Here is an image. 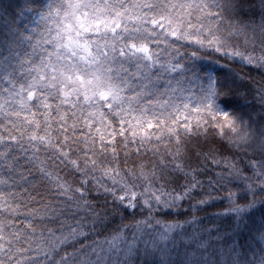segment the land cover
Wrapping results in <instances>:
<instances>
[{
    "label": "snow or ice",
    "instance_id": "obj_1",
    "mask_svg": "<svg viewBox=\"0 0 264 264\" xmlns=\"http://www.w3.org/2000/svg\"><path fill=\"white\" fill-rule=\"evenodd\" d=\"M231 7V0H23L17 6L0 30V264L13 243L36 246L20 264H99L101 259L107 264L109 259L94 249L63 248L66 233L76 235L88 216L100 213L88 204L85 184L91 181L84 178L75 207L86 209L85 217L50 199L51 183L65 187L39 158L50 135L57 137L55 151L73 164L77 154L87 161L121 151L125 157L151 153L153 168L141 174H158L166 190L176 185L167 195L156 191L155 198L167 204L191 200L195 208L203 202L196 197L205 192L231 198L221 192L230 182L224 173L236 171L227 157L214 148L202 153L213 169L204 181L199 179L204 173L182 154L194 134L239 131L241 106L230 99L232 88L238 78L264 68V42L258 47L236 24L225 28L223 13ZM216 65L227 66L231 75ZM260 91L264 104V87ZM238 139L245 141L248 134ZM169 163L186 183L180 176L168 178ZM252 167L264 170V152L245 170ZM148 187L154 189L155 182ZM117 199L133 206L140 195L121 190ZM134 251L135 243L115 251L117 264ZM234 251L210 259L203 242L180 264H226ZM151 252L158 264H176L164 234Z\"/></svg>",
    "mask_w": 264,
    "mask_h": 264
},
{
    "label": "clouds",
    "instance_id": "obj_2",
    "mask_svg": "<svg viewBox=\"0 0 264 264\" xmlns=\"http://www.w3.org/2000/svg\"><path fill=\"white\" fill-rule=\"evenodd\" d=\"M231 10L223 13L225 28L232 24L238 25L250 40L259 47L264 42V0H231ZM264 68L258 66L247 79H237L232 88L230 99L241 106L240 119L237 121L239 131H226L224 136H218L209 131L206 135L194 134L184 142L183 157L192 167L204 173L200 177L208 179V173L213 169L204 163L202 153L214 148L216 153L227 157L234 164L235 172L224 173L230 182L224 183L221 192L232 193L231 198L225 195L210 196L207 192L198 201H203L193 207L192 201L180 202L177 205L167 204L164 200L155 198L158 190L161 195H167L175 189L174 183L163 188L159 175L144 176L142 170L151 172L153 161L151 153L148 156L125 157L123 151L111 154L107 159L90 158L85 161L81 155H74L70 163L60 156L54 148L57 137L50 135V144H45L39 152L40 161L51 178L59 180L65 186L63 189L57 183H51L50 199L58 202L66 212L76 217H85L87 210H79L75 202L79 199L82 178L91 181L85 184V195L88 204L100 214L98 217L88 216V223L76 235L65 234L63 248L69 251L83 247L87 251L95 250L109 257L107 264H117L115 251L135 243L133 255L122 264H158L157 257L152 254L153 242H159L164 234L166 243L173 250V260L180 264L186 253L195 251L203 242L208 244L210 259L219 257L221 252L235 250L226 264H262L264 262V170L252 167L245 170V165L255 157L260 158L264 152V104L259 96L264 87ZM248 134V139L240 141L238 136ZM247 153V156H245ZM197 157H200L199 162ZM161 160V157H157ZM243 161V163H241ZM163 163L167 161L161 160ZM215 163V161H213ZM111 169V175L108 170ZM218 170V169H217ZM37 176L39 172L35 173ZM169 179L180 176V183H186L182 173L168 164ZM154 181L155 188L148 184ZM219 187V185H218ZM71 189V190H69ZM121 190L135 191L140 200L133 206L127 201L117 199ZM168 199H171L169 196ZM149 201V202H146ZM170 225H175L170 229ZM142 229L143 231H138ZM8 247L7 244L4 245ZM34 245L13 243L11 250L5 252L11 264H20L28 260L34 253ZM15 256L16 259H12ZM44 259L41 252L40 257ZM99 264H105L101 259ZM224 264V262H221Z\"/></svg>",
    "mask_w": 264,
    "mask_h": 264
},
{
    "label": "trees",
    "instance_id": "obj_3",
    "mask_svg": "<svg viewBox=\"0 0 264 264\" xmlns=\"http://www.w3.org/2000/svg\"><path fill=\"white\" fill-rule=\"evenodd\" d=\"M23 0H0V30L6 19L13 17L17 11V6H22ZM224 63H227L225 61ZM226 75H231V70L224 65H216Z\"/></svg>",
    "mask_w": 264,
    "mask_h": 264
}]
</instances>
